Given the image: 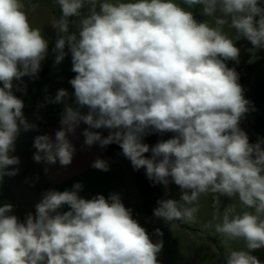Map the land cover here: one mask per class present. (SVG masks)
Masks as SVG:
<instances>
[{"label":"clouds","instance_id":"clouds-1","mask_svg":"<svg viewBox=\"0 0 264 264\" xmlns=\"http://www.w3.org/2000/svg\"><path fill=\"white\" fill-rule=\"evenodd\" d=\"M182 3L199 6L206 19L197 21L176 0H56L51 53L54 66L71 56L74 104L63 88L45 97L64 108L54 137L35 136L33 160L67 167L77 150L72 138L86 125L81 151L116 144L166 195L170 183L179 187L178 200H157L156 219L194 223L198 201L211 196L215 211L204 228L221 237L224 264H262L252 252L264 248V139L250 143L239 127L250 102L226 61L239 63L242 38L264 49V6ZM48 55L49 40L23 0H0V182L19 172L10 166L20 164L13 153L21 132L37 129L13 81L38 78ZM151 133L173 136L150 147L143 138ZM91 167L110 170L100 157ZM82 188L45 191L23 221L11 203L0 206V264H159L163 240L153 242L118 193L85 199ZM221 197L232 202L222 207ZM155 234L163 235L159 228ZM240 241L243 248H234Z\"/></svg>","mask_w":264,"mask_h":264},{"label":"rangeland","instance_id":"rangeland-1","mask_svg":"<svg viewBox=\"0 0 264 264\" xmlns=\"http://www.w3.org/2000/svg\"><path fill=\"white\" fill-rule=\"evenodd\" d=\"M23 2L33 26L40 27L43 35L49 40V55L42 62L38 78L33 79L25 76L19 81H13L15 95L24 102L23 113L25 117L30 122H38V120L52 117L43 116L42 112L47 111L48 108H51L53 112L57 111L58 114L62 113L63 104L45 103V97H54L57 90L66 89L69 93L67 102L74 104V97L72 96L74 89L69 80L74 78L76 74L71 71L70 54L65 57L61 64L55 66L53 64L54 55L51 53V48L55 42V30L49 23L60 15L56 0H23ZM176 2L181 3L186 10L192 11L197 21L206 19L201 15L199 6L188 8L183 5L182 0H176ZM261 4L264 6V0H261ZM70 30H75L74 25ZM16 88L24 89V91H15ZM34 107H38L40 111H35ZM221 201L222 207L232 202L227 197H221ZM198 204L199 212L194 223L174 221L167 224L154 216H145L142 220L137 219L150 234L153 242L163 240V248L158 254L159 264H224L221 237L216 235L213 230L204 228V224L211 219L215 211L211 196H202ZM157 228L162 231V237L155 234ZM243 246L242 241L233 245L234 248H243ZM252 254L264 264V248L255 250Z\"/></svg>","mask_w":264,"mask_h":264},{"label":"crops","instance_id":"crops-1","mask_svg":"<svg viewBox=\"0 0 264 264\" xmlns=\"http://www.w3.org/2000/svg\"><path fill=\"white\" fill-rule=\"evenodd\" d=\"M33 109L40 111L38 107ZM84 110L86 109L82 111ZM42 113L43 116L52 117L33 122L37 125V129L22 131L16 141V151L13 155L20 158V164L10 168L18 167L19 172L12 177L5 176L0 182V206L11 203L14 206L12 214L23 221L27 213H35V205L41 200L42 193L48 190L61 192L71 190L73 184L79 182L83 186L79 195L85 199H91L96 195H104L107 198L110 193H118L123 204L133 210V217L136 220L148 216L145 214L143 198L137 188L128 159L122 154L109 158L98 145L81 151L84 138L80 132L86 125H81L77 130V136L72 138L77 150L70 165L62 167L58 161L54 165L35 162L33 160L36 151L33 147L35 136L50 134L54 137L55 131L60 127L61 114L57 111L53 112L51 108ZM97 157L109 161V171L104 172L91 167ZM45 168L48 169L47 173ZM67 210V206L61 209V211Z\"/></svg>","mask_w":264,"mask_h":264},{"label":"trees","instance_id":"trees-1","mask_svg":"<svg viewBox=\"0 0 264 264\" xmlns=\"http://www.w3.org/2000/svg\"><path fill=\"white\" fill-rule=\"evenodd\" d=\"M236 46L240 49L239 63L226 61V64L239 74L238 82L243 88L244 98L250 102L249 111L242 117L239 127L247 133L249 142L255 143L258 138L264 139V49L254 50L250 42L243 38L236 42ZM98 131H101L105 136L108 134L107 130ZM172 136L173 133H164L163 135L151 133L143 138V142L151 147L159 140H166ZM103 151L109 158L116 157L122 152L116 144L107 146ZM145 155L150 156L151 153ZM132 170L137 188L143 198L146 215H153V209L157 206L159 199H179L181 191L174 183L168 185L166 195L164 186L153 185L147 179L144 169L135 171L132 167ZM160 194L162 196H159Z\"/></svg>","mask_w":264,"mask_h":264}]
</instances>
